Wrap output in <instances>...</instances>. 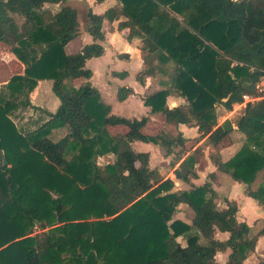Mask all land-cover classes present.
Wrapping results in <instances>:
<instances>
[{
	"label": "trees",
	"instance_id": "obj_1",
	"mask_svg": "<svg viewBox=\"0 0 264 264\" xmlns=\"http://www.w3.org/2000/svg\"><path fill=\"white\" fill-rule=\"evenodd\" d=\"M68 1L0 0V43L22 63L20 73L0 84V264H219L215 255L226 249L224 264H244L264 235V218L250 236V226L236 218V203L224 199L225 208H218L210 183L170 191L173 184L165 179L153 187L149 153L131 143L158 144L173 166L185 139L162 130L144 134L147 115L111 113L85 63L104 52L102 20H119L117 29L127 28L128 40L139 39L138 82L161 70L157 63L172 65L169 82L146 94L143 105L164 123L195 126L215 146L232 129L217 124L216 105L230 108L255 96L264 74V0H116L103 15L87 9L92 42L67 54L64 46L79 30L77 10ZM78 78L82 82L74 86ZM39 80H51L59 101L54 112L31 102ZM174 92L183 105H167ZM131 93L119 87L117 99ZM26 110L45 117L21 130L13 116ZM118 124L127 130L110 134L107 126ZM235 125L242 144L216 169L244 184L245 195L264 212V101H248ZM55 128L64 133L54 140ZM108 153L114 159L101 174L97 158ZM173 172L189 180L192 160L183 159ZM180 203L191 209L190 223L173 218ZM36 224L42 231L32 234ZM216 231L227 238H216Z\"/></svg>",
	"mask_w": 264,
	"mask_h": 264
},
{
	"label": "crops",
	"instance_id": "obj_2",
	"mask_svg": "<svg viewBox=\"0 0 264 264\" xmlns=\"http://www.w3.org/2000/svg\"><path fill=\"white\" fill-rule=\"evenodd\" d=\"M69 1H68V3H69ZM84 2L86 3L87 7L91 9L92 13H94L96 15H103L105 9L118 4L116 0H103L102 2H96L95 0H84ZM47 7L53 11L57 8V5H55V4H44V8H47ZM118 21L119 20H113V21L109 22L106 19L102 20L101 29L104 33V41H102L101 43L104 47V52L101 56H98V60L105 61L108 57L110 59L116 58L117 64H119V65L122 63L119 60H124L126 62V64L128 65V68L111 69L107 64V67H105V69H104L105 76L107 78H110L107 80L108 83L106 85H104V90H107V94L103 93L102 90H100L96 87L99 91L100 98H101L102 102L110 107L111 113H113L115 115L124 116L122 114H117V110L115 109L116 106L114 108V102L116 101V103H120L122 105L125 103H129L131 100H136V102H138V104L141 106L142 110L145 112V114L142 113L140 116L147 115L150 118V120L141 128V131L144 134L155 135L161 130L165 131L166 133H168L169 135H172V136H175V135L180 133L181 137H183L186 141L185 146H184L185 149L183 150V152L181 154L182 157L180 159H178L177 162L173 166L171 164V160H172L171 155H165L163 149H161L158 144H152V142H141V141L135 142V141H133L131 143V146L135 150L145 151V152L149 153V166L151 168L156 169V172H157L156 175L158 174V177H159V175L162 177L160 179L159 183H161L165 179L171 180L173 186L170 188V191L188 190L192 186L203 185L204 183L208 182V183H210L212 189L216 192V198H218L219 197V195L217 193L218 189H224V188L227 189L229 186H231L236 191H235V193H233L234 195L229 196L226 199L228 201H234L236 203V205H237V212H236L237 220H239L238 219L239 218V210L241 207L239 204V201L242 200L244 202H241V203L242 204L244 203V206L245 205L247 206L245 208L246 209L245 211L248 213V214H246V216L250 217V216H253L254 214L258 215L256 217V218H258V221L256 223V227H257L256 233H257L258 230L263 225L264 212L262 210V207L254 199H253L254 202L246 199L247 195H245V192H244L245 191V185L244 184L233 180L228 174L221 172V171H218L216 169V166L213 165L214 162L210 159V152H214L216 149H219V147H218L219 143L216 144L215 146H212V145H210V147L206 146V151H205V156H204L205 161L203 162V164L201 166H200V161L196 160V162L193 163V166H194L193 170L195 172V175L190 176L189 180H182V179L175 177V174L173 172L174 169L178 167L180 162L185 158V155L189 154L190 151L192 153L195 150V148L199 144L198 140L203 139L204 136H199L195 126H190V125H187L184 123H178V124L164 123V117L161 114L151 113L150 108L148 106L143 105L142 98L146 94H148V92L150 91V88H151L150 87L151 83L154 81V79L156 77L144 76L142 82H138L135 79V74L140 69L143 68V63H142V60L140 57V50H139V39L138 38H132L131 40H128L126 38L127 33H128V29L127 28L117 29ZM78 29H79V27H78ZM76 38L79 39V41H77L78 43H76V45H73L72 43L74 40H76ZM90 42H92V37L85 30V26H84L83 29L78 30V35L74 39L69 41L64 46V51L67 54L78 51L81 48V46H83L86 43H90ZM0 44H2V43H0ZM5 52H6L7 57H8V63L5 66H6L7 70L9 71V73L6 76V78H4L3 80H1L2 78L0 79V84L6 83V81L8 80V78L12 74L20 73L22 71V63L15 58L14 54L9 50V47L7 50H5ZM5 52H2L1 55L2 54L4 55ZM119 54H126V55L120 57V56H118ZM88 61H89V59L85 63L86 67H87ZM1 62H2V60H1ZM132 64H135V67L132 68L131 67ZM121 71H125L126 75L120 76L118 74H115V72H121ZM93 75H94V72L92 71V76L90 77L89 81L92 79ZM133 78L135 81L132 80ZM113 79H117V80H113ZM128 80H132V81H130L128 83L127 82ZM111 81H112L113 85H109V83H111ZM81 82H82V79H80V78L74 79L72 81L74 86H79ZM90 83H91V81H90ZM122 86L131 88L133 93L129 94L124 100L119 101L117 99V89L119 87H122ZM159 88L160 87H158L156 85L155 90L159 89ZM52 94H53V92L51 91V80H39L37 82L36 86L34 87V89L30 92L31 102H32V104H34L36 106H39V107L46 109L47 111L54 112L58 106L59 101H58V98L54 94L53 95ZM166 103L169 107L183 105L184 99L175 95V94H173V95L170 94L166 98ZM117 106H119V104H117ZM127 109H126L127 113H131V111H130L131 109H128V110ZM26 111H28V110H26ZM20 112H23V111H20ZM20 112H17L16 115H18ZM32 113L42 115L43 117H45V115L43 113H40L38 111L32 112ZM121 113H123V112L121 111ZM140 116L132 115L129 117H140ZM125 117H128V116H125ZM235 127H236V125H235ZM62 130H64V129L62 128ZM107 130L110 134L124 133L127 130V127L125 125L118 124V125H114V126H107ZM52 132H53V130H52ZM51 136H52V134H51ZM59 137H57V138H59ZM205 137H207V136H205ZM241 144H242V141H241L239 147L241 146ZM239 147L235 150V152L239 149ZM209 148H210V150H209ZM219 151H220V153L222 152L221 149ZM208 154H209V156H208ZM230 157H228L226 159L222 158L221 162L226 161ZM158 161L160 162V164H159L160 166L156 165V162H158ZM165 163L167 164V167L163 166ZM165 168H168V169H165ZM211 173H213V176H209ZM242 190H243V192H242ZM238 192L241 194H238ZM216 198H215V202H216ZM216 205L218 206L217 203H216ZM225 206L226 205H225V201H224V203L221 205V207L218 206V208H225ZM186 207H187V205L185 203H180V204H178L176 209H178V208L184 209ZM181 213H184V211L183 212L182 211L177 212L176 215L173 214V218L180 219V220L186 222L187 220H185L184 217H181ZM191 217H190V221H191ZM239 221H245L250 226V230L254 226V224L249 223L247 219L241 218V220H239ZM186 223H190V222L187 221ZM256 233H250L249 232L250 236H252ZM227 236H228V234L225 232H219V231L215 232V237L218 239H226ZM178 238H181L184 241L183 237L179 236L176 239H178ZM184 244H182V245H184ZM218 253L224 254L225 259L222 263V264H224L226 259H227V255L229 253V249H226L224 251H218L215 255V258L217 257ZM260 259H264V235H258L257 236L254 251L246 257V259L244 260V264H254Z\"/></svg>",
	"mask_w": 264,
	"mask_h": 264
},
{
	"label": "rangeland",
	"instance_id": "obj_3",
	"mask_svg": "<svg viewBox=\"0 0 264 264\" xmlns=\"http://www.w3.org/2000/svg\"><path fill=\"white\" fill-rule=\"evenodd\" d=\"M69 4L76 8L77 14H78L79 29H83L85 26L86 12L88 9L86 3L84 2V0H70ZM77 41H79V39L76 38V40H74L72 44L76 45V43H78ZM4 49L7 50L8 47L4 44H0V61L2 60V62H0V79L2 78L1 80L6 78V76L9 73V71L7 70V68L5 66L8 63V57H7V54H6ZM2 52H5L4 55L3 54L1 55ZM119 61L122 62L120 65L117 64L116 58L110 59L108 57L105 61L98 60V57H92L91 59H89V61L87 62V67L90 68L94 72V75H93L92 79L90 80L92 85L97 87L98 89L102 90L103 93L107 94V90H104V85H106L108 83L107 80L110 78H107L105 76L104 69H105V67H107V64L111 69L128 68V65L126 64V62L124 60H119ZM131 67L132 68L135 67V64H132ZM157 67L158 68L160 67L162 69L157 70L155 72V74L153 75L156 78L151 83V86H150L151 88H150V91L148 93L154 91L156 88V85L160 88H163V87H165L167 82H169L168 73L171 71L172 65L170 63L164 64V65H160L157 63ZM113 80H117V79H113ZM132 80H134V78ZM132 80H128L127 82L129 83ZM109 85H113L112 81H111V83H109ZM173 94L179 96L175 92L172 93V95ZM248 101H250V100H248L247 97H243V101L241 103H235L230 108H225L221 104L216 105L215 116H216L217 124L221 125L224 122H226L227 124L231 125L232 129L229 132V134L222 141L219 142V144H218L219 149H216L214 152L209 151L210 152V159L214 162L213 163L214 166H217V164L221 162L222 158L226 159V158L230 157L235 152V150L239 147L241 141H243V135L237 130V128L235 127V123H236L237 118L241 114L244 105ZM117 104H119V106H117ZM115 106H116V108H115ZM114 108L117 110V114H122V115L128 116V117L132 116V115L140 116L142 113L145 114V112L142 110L141 106L138 104V102H136V100H131L129 103H125L122 105L120 103H116V101H115L114 102ZM127 108L131 109L130 110L131 113H127V111H126ZM121 111L123 113H121ZM13 119H14V122L19 129L27 130V129H31L37 123L41 122L43 120V116L38 115V114H34L31 112V110H28V111L20 112L18 115L13 116ZM63 132H64V130H62V128H55V129H53L51 137L56 139ZM198 141H199V144L195 148V150L192 153L190 151L189 154L185 155V158L189 157L192 160V168L193 169H194L193 163L196 162V160L200 161V166L203 164V162L205 161L204 156H205L206 146L210 147V143L208 142L207 137L204 136L203 139L198 140ZM135 142H137V141H135ZM152 144H155V143L152 142ZM220 149L222 150L221 153L219 151ZM209 150H210V148H209ZM208 156H209V154H208ZM113 159H114V155L112 153H108V154H105L103 156H99L97 158V165L99 167V172L101 174H104L105 164L107 162L112 161ZM159 164H160L159 161L156 162L157 166H160ZM163 166L167 167V164L165 163ZM165 169H168V168H165ZM161 178L162 177L160 175L158 177V174L154 176L153 187H155L159 183ZM225 189L226 188L218 189V191H217L219 197L216 198V203L218 204L219 207H221V205L224 203V199H226L229 196L234 195L233 193H235V191H236L231 186H229L226 189L227 191ZM239 192H238V194H241ZM242 192H243V190H242ZM246 199L254 202V200L248 196H246ZM241 202H244V201H242V200L239 201V204L241 207H240V210L238 209L239 210V218L238 219L239 220H241V218L247 219L249 223H253L254 226L251 228L250 233H256V230H257L256 223L258 221V218H256V217L258 215L254 214L253 216H250V217L246 216V214H248L245 211L246 210L245 208L247 206L246 205L244 206V203L242 204ZM180 211H182V212L184 211V213H181V217H184L185 220L190 222V217L192 216L191 209L188 207H186L184 209L178 208L175 210L174 215H176V213L180 212ZM41 231H42V229L38 226V224H36L32 229V234L39 233ZM177 240L180 243L184 244V241L181 238H178ZM216 259H217L219 264L220 263L222 264L224 259H225V256L223 253H218Z\"/></svg>",
	"mask_w": 264,
	"mask_h": 264
},
{
	"label": "built area",
	"instance_id": "obj_4",
	"mask_svg": "<svg viewBox=\"0 0 264 264\" xmlns=\"http://www.w3.org/2000/svg\"><path fill=\"white\" fill-rule=\"evenodd\" d=\"M256 95L255 96H244L247 97L249 102L263 100L264 101V74L260 76L256 84Z\"/></svg>",
	"mask_w": 264,
	"mask_h": 264
}]
</instances>
